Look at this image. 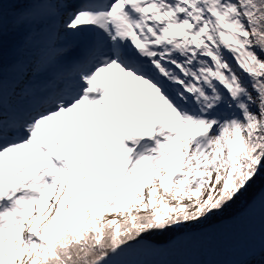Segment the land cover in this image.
<instances>
[{
	"label": "snow or ice",
	"instance_id": "obj_1",
	"mask_svg": "<svg viewBox=\"0 0 264 264\" xmlns=\"http://www.w3.org/2000/svg\"><path fill=\"white\" fill-rule=\"evenodd\" d=\"M237 217L264 264V0H0V264H170Z\"/></svg>",
	"mask_w": 264,
	"mask_h": 264
},
{
	"label": "water",
	"instance_id": "obj_2",
	"mask_svg": "<svg viewBox=\"0 0 264 264\" xmlns=\"http://www.w3.org/2000/svg\"><path fill=\"white\" fill-rule=\"evenodd\" d=\"M248 223L245 217H237L236 221L217 224L199 240L156 259L170 262V264H188L194 260L201 261L202 264H228L233 259V255L230 246L224 242V238L232 235L240 225L247 226Z\"/></svg>",
	"mask_w": 264,
	"mask_h": 264
},
{
	"label": "trees",
	"instance_id": "obj_3",
	"mask_svg": "<svg viewBox=\"0 0 264 264\" xmlns=\"http://www.w3.org/2000/svg\"><path fill=\"white\" fill-rule=\"evenodd\" d=\"M259 188V185H257V189Z\"/></svg>",
	"mask_w": 264,
	"mask_h": 264
}]
</instances>
